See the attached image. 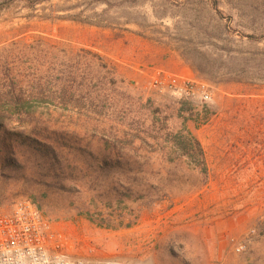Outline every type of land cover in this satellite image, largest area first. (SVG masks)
Masks as SVG:
<instances>
[{
    "label": "rangeland",
    "instance_id": "rangeland-1",
    "mask_svg": "<svg viewBox=\"0 0 264 264\" xmlns=\"http://www.w3.org/2000/svg\"><path fill=\"white\" fill-rule=\"evenodd\" d=\"M156 75L211 99L183 104ZM10 93L33 100L0 129L1 207L35 202L95 260L264 264V0H0ZM183 123L206 178L172 144Z\"/></svg>",
    "mask_w": 264,
    "mask_h": 264
},
{
    "label": "built area",
    "instance_id": "built-area-1",
    "mask_svg": "<svg viewBox=\"0 0 264 264\" xmlns=\"http://www.w3.org/2000/svg\"><path fill=\"white\" fill-rule=\"evenodd\" d=\"M150 85L156 92L182 99H211V91L203 81H176L156 75ZM87 241L85 236L70 237L63 224L46 217L29 199H20L7 209L0 206V264H115L91 257L93 248ZM83 244L86 254L77 251ZM243 248L242 243L235 245L238 252Z\"/></svg>",
    "mask_w": 264,
    "mask_h": 264
},
{
    "label": "trees",
    "instance_id": "trees-1",
    "mask_svg": "<svg viewBox=\"0 0 264 264\" xmlns=\"http://www.w3.org/2000/svg\"><path fill=\"white\" fill-rule=\"evenodd\" d=\"M31 97H33V95ZM31 100H27L22 96H19L18 94L16 95H13L11 93L10 95L6 94L4 100L0 101V129L5 128L4 121L7 118L9 119L10 117H12V114L16 113V110H18V106H26V104L29 103ZM185 100L187 99H183V104H185L186 102ZM169 136L171 137L172 144L176 147L178 154L185 157L187 164L197 168L198 171L201 173V175H203V178H206L208 173V168L205 162L203 147L201 146L196 136L192 133V131L189 128H187L186 124L183 123L180 129H178L173 133H170ZM26 138L27 137H25V139ZM34 141H36V139L34 138L29 139V142H34ZM111 149L112 150L115 149L114 145H111ZM115 192L119 196L128 194L126 192H120L117 189H115ZM115 201L116 203H118L120 201V198H115ZM78 214L83 215L89 221L96 222L100 226L110 225V223L112 222L110 218L104 217L102 212H100L99 210H90V208H84L81 209L78 212ZM132 220H134V218ZM133 223L134 221H128L126 222L125 225L129 226ZM121 224L122 222L118 221L116 225L119 226Z\"/></svg>",
    "mask_w": 264,
    "mask_h": 264
}]
</instances>
